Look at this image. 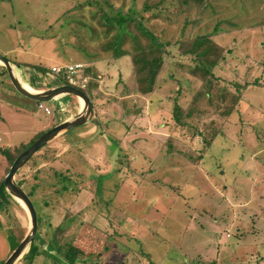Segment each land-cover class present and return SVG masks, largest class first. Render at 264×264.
<instances>
[{
  "label": "rangeland",
  "instance_id": "374dc122",
  "mask_svg": "<svg viewBox=\"0 0 264 264\" xmlns=\"http://www.w3.org/2000/svg\"><path fill=\"white\" fill-rule=\"evenodd\" d=\"M158 1L135 0L132 5L131 0H98V6L95 0H0V55L9 58L14 66L19 65L14 69L20 81L29 80L35 87L60 85L52 72L55 67L81 63L84 67L80 74L88 76L90 61H98L99 56L111 60L113 56L112 50H105L106 54L100 48L106 39L102 37L105 26L101 24L103 19L98 7L114 17L118 16V9L125 14L127 8L133 6L136 12H142L144 4L153 5ZM176 2L166 0L165 16H148V24L155 27V31L163 30L165 39L176 37L186 17L197 20L193 33L229 32V38L223 42H235L238 47L218 73L227 80H243L255 73L250 64L259 63L264 54L261 47L264 43V0H207L209 7L201 6L206 4L204 0L201 4L200 1L195 2L198 7L184 8L182 14L175 13ZM201 8L202 12L197 16L195 9L199 11ZM93 9L98 11L91 14ZM157 10L152 7L143 13L151 15ZM88 24L102 31L99 41L97 37H88L89 40L77 37L76 27L82 30ZM91 35L93 37L94 31ZM226 36L224 34L223 38ZM109 39L107 37L106 42ZM83 45L91 52L86 58L81 53ZM129 47V44L124 45L126 50ZM106 61L99 62L97 67L112 70L113 66L105 68ZM33 65L44 67L46 71H36ZM2 67L0 63V149L16 152L36 138L43 126L46 129L53 127L67 115L68 109H72L67 101L72 103L76 96L68 94L63 103L54 100L46 102L51 111L47 114L35 101L13 88ZM235 71L240 77L235 76ZM104 89L117 95L120 84L114 80ZM246 96L248 102L242 101L240 112H234L229 121L223 124L221 118L216 120L215 128L221 127L225 136H219L214 141L211 157L204 161L205 168L191 165L185 159L178 163L173 156L161 150V143L168 134L172 103L162 100L164 98L157 94L153 95L143 118L134 117L135 113L122 109L118 104L112 105L109 119L108 116L104 119L118 127L119 132H115L118 137L108 133L99 139V132L96 131L88 138L75 140L81 137L75 135L77 132H85L89 128L85 124L51 140L33 161L39 163L44 154L46 160L52 156L51 160L25 166L15 176V181L24 179V187L29 190L31 185L39 183L35 175L44 179L50 176V172L62 169L73 175V181L70 180L72 190L79 180H84L87 189L78 194L72 190L57 194L52 189L38 188L31 199L40 218L39 233L43 237L50 235L68 212L74 217L77 229L81 223L92 222L93 226L85 231V235L101 247L107 238L103 233L107 224L104 217L113 207L118 214L123 216L126 213L128 217L125 221L120 219L121 225L116 219L109 220L115 227L111 232L106 230L113 235L108 238L110 257L104 262L99 258V264H119L122 259H125L122 264H136L139 252H148L151 260L158 264H176L177 261L183 264L187 259H191L193 264L198 261L197 257L207 260L216 251L218 259L224 254H231L241 242L252 252L245 255L248 259L245 264H264L257 263L250 256L257 260L264 257V183L257 178L261 175L257 174L256 162L251 161L259 163L264 159V92L250 87ZM103 103L108 105L105 99ZM104 110L103 113H108ZM92 117L93 123H97L99 116ZM131 124L140 129L135 132L127 127ZM193 140L194 150L190 153L195 157V152L199 151L197 143L200 144L201 139L197 136ZM109 146L115 148L110 150ZM247 158L251 160L242 163ZM211 160L225 166V179L217 176L216 165ZM6 168L0 153V180L5 177ZM20 207L12 204L8 211L17 215L26 235L29 217ZM0 219L3 222L0 228L1 262L13 250L7 238L11 221L9 224L7 217L1 213ZM239 230L243 232L241 241L236 236ZM24 255L14 264H28L23 259ZM32 264L51 262L40 257Z\"/></svg>",
  "mask_w": 264,
  "mask_h": 264
},
{
  "label": "trees",
  "instance_id": "16d2710c",
  "mask_svg": "<svg viewBox=\"0 0 264 264\" xmlns=\"http://www.w3.org/2000/svg\"><path fill=\"white\" fill-rule=\"evenodd\" d=\"M95 1L99 6L98 0ZM133 1L135 0H131L132 5H134ZM165 1L159 0L153 5L144 4L142 12H136L133 6H129L125 14L120 13L121 11L118 9L116 11L118 16L114 17L108 15L105 10L98 7L101 15L100 18L101 20L103 19L101 24L105 26L103 34L102 31H99L98 27H93V24H88L82 30L80 27H76L77 37L80 39L88 37L95 39L97 37L96 39L99 41L101 34L106 40L109 37V41L106 42L105 40L104 44L100 45V48L105 53L107 49L113 51L111 60L108 57L104 58L99 56L97 58L98 61L92 60L89 62L90 73L87 76L89 78L88 84L81 90L92 102L94 109L106 108L108 113L105 112V116L109 115L113 104H118L122 109L133 114L135 113L136 117H142L144 116V110L150 106L153 95H161L164 98L162 100L172 103V109L168 119V134L166 139L161 143V150H165L167 154L173 156V159L179 161L178 163L182 159H185L191 165H199L200 168H205L204 161L210 159V151L214 141L219 136H225L221 127L218 129L215 128L214 124H216V120L221 118V122L224 124L229 121L230 116L234 112H240L241 102L244 100L248 102L246 92L250 87L252 89H261L264 92V54L260 62H257L258 64L251 62L250 65L253 67L252 69L255 73L249 76V78L245 79L243 77V80L240 78L227 80L218 73V69L223 67L227 58H232L231 56H233L236 51L235 49L238 47L235 42L230 43L228 41L226 44L223 42L229 38V32H224L223 34L217 31L206 34L193 33V26H195L197 20L195 17H186L181 22L176 37H168L165 39L163 30L155 31V27L152 28L148 24V16L150 18L151 16L153 18L159 15L165 16L164 12L166 7H168L165 5ZM195 2L201 4L204 0H177L174 5L175 13L182 14L184 8L187 9L193 5L198 7ZM109 5L111 7V3ZM80 6L82 7V5L78 7ZM201 6L209 7L210 5L206 0V4H201ZM152 7L158 9L156 13H152L151 15H145L143 13ZM202 9H199V11L195 9L196 14L198 13L197 16L201 14ZM95 10L96 12L98 11L97 9H93L90 13H94ZM93 31L94 35L92 37L91 34ZM224 34H227V36L223 38ZM262 42H264V35ZM125 44H129V50L124 49ZM261 47L264 48V43H261ZM81 53L85 58L91 55V52L85 45H83ZM103 59L107 60L104 64H107L105 68L113 66L112 70L97 67L99 66V62L104 61ZM33 67L36 71H46L44 67L36 65H33ZM2 69L4 68L2 67ZM52 72L56 76L55 80L57 79L60 85L68 84L66 73L63 69L61 72ZM102 72H107L108 78L102 79ZM235 76H239L236 71ZM114 80L117 84H120L118 95L105 94L107 91H105L104 86ZM26 82L31 87H35L33 82L29 80ZM98 98H104L108 105L99 103L97 101ZM36 103L37 105L39 104L38 102ZM44 104L46 106V103ZM131 126L129 125L128 127L130 128ZM255 127L253 126V129L260 133L259 129ZM46 130L48 129L37 134L36 138ZM209 134H212V136L209 137ZM197 136L200 137L201 141L200 144L197 143V147L199 145V151L195 152L194 157L190 152L194 150L193 139ZM36 138L34 137L25 147L20 148L16 152L10 151L7 148L0 149V153L7 164L5 176L16 157ZM42 148L19 168L16 175L25 166H35L34 164L36 163L33 161V158ZM43 156L44 159L40 160L39 163L42 161L47 162L52 157H48V160H46V154ZM249 160L251 158H247L242 163H246ZM211 162L216 165L217 172H215L217 176L225 179L226 172L223 169L225 166L222 164L218 165L212 160ZM39 163L37 162L36 165ZM256 164L257 174L261 175V178H257L260 182L264 183V159H261L259 163L257 161ZM63 171L65 170L56 169L50 172L48 178L44 179H40L38 175H35V178L39 179V183L31 185L29 190H26L24 187V179L18 180L17 184L28 194L30 199L40 187H44L46 190L52 189L57 194L65 193L73 189L70 186V182L73 181V175L68 170L67 172ZM3 179L4 177L0 180V213L7 217L9 224V221H11L7 238L12 243V251L23 239L25 227L18 221L17 215L14 216L11 211H8L11 209L10 205L15 204L18 207L20 205L5 189ZM76 183L78 185L72 191L77 194L81 190L87 189L83 184L84 180H79ZM255 183L256 181L252 182V184ZM114 188L116 190L117 187L115 186ZM32 202L35 204L34 201ZM108 212L110 214L107 213L105 214L106 217H104L107 224L103 228V233H105L107 238L101 247L93 244L85 235V231L93 226L92 222L86 223L87 225L81 223L77 229L73 223L74 217L72 214L65 212V216L63 215V219L59 225L56 226L50 235L43 237L39 233L40 218L37 215L38 228L36 235L23 259L27 260L28 264H32L40 257L47 258L51 264H91L88 263L91 260L94 261L92 264H99L101 260L103 262L104 260H108V257H110L108 238L113 237V235H110L111 229L115 230V227H112L109 220L111 218L116 219V222L120 224V219L125 221V218L128 217L126 213H123V216H121L118 214V210L113 207ZM2 224L3 222L0 219V228ZM106 230L110 232L108 233ZM236 236L241 241L240 238L243 236V232L240 230L237 231ZM217 253L218 251H216L213 257L207 260L199 256L197 257L198 261L194 260L197 263L194 262L193 264H245L248 262L245 255L252 252L249 246L241 242L239 246L234 248L231 254H224L218 259ZM139 255V262L136 264H158L151 260L148 252H139ZM250 256L257 263L264 262V257H260L257 260L254 259L253 255ZM5 260H1L0 264H3ZM124 261L125 259H122L119 264H122ZM180 263L179 261L176 262V264ZM183 264H192L191 259H187Z\"/></svg>",
  "mask_w": 264,
  "mask_h": 264
},
{
  "label": "water",
  "instance_id": "95a60500",
  "mask_svg": "<svg viewBox=\"0 0 264 264\" xmlns=\"http://www.w3.org/2000/svg\"><path fill=\"white\" fill-rule=\"evenodd\" d=\"M0 63L4 66L13 88L19 94L35 102L46 103L52 101L58 96L68 94L74 95L78 99L83 100V106L81 111L77 113L73 118L62 121L49 128L40 136H38L26 149H24L13 161L8 173L3 179V185L7 192L20 203V205L25 209L29 217V229L26 235L23 237L18 246L13 250V252L3 263L14 264L21 256L26 253L25 251L29 249L30 245L34 241L38 227V217L36 208L28 194L15 181L16 173L19 168L28 159H30L40 148L45 146L48 142L53 140L60 133L85 124L89 118L90 113L93 110V104L80 88L69 84H62L40 91H29L23 86L22 82L17 77L14 67H19V65L15 64L16 66H14L12 61L3 55H0Z\"/></svg>",
  "mask_w": 264,
  "mask_h": 264
},
{
  "label": "crops",
  "instance_id": "0c3cea01",
  "mask_svg": "<svg viewBox=\"0 0 264 264\" xmlns=\"http://www.w3.org/2000/svg\"><path fill=\"white\" fill-rule=\"evenodd\" d=\"M99 70H102V69H99ZM101 77H102V79H105V78H108V74H107V72H102L101 73ZM28 81V80H27ZM50 87H54V85H51ZM50 87H33L35 90H37V91H40V90H44V89H47V88H50ZM120 91V90H119ZM119 93V92H118ZM105 94H110V95H115V94H112L111 92H106ZM118 95V94H117ZM66 98H67V95H61V96H58L57 98H55V99H53L54 101H56V102H60V103H63V100H66ZM103 99L104 98H101V99H99L98 98V102L99 103H103ZM73 101H72V103L71 102H69V101H67V104L68 105H71L72 106V109H71V107H70V110L68 109V114L67 115H65L63 118H60V120H59V122H57L56 124H58V123H60V122H62V121H65V120H68V119H70V118H73L77 113H79L80 111H81V109H82V105L80 106V99H78L77 97H76V99H72ZM68 105L66 106V107H68ZM114 106V105H113ZM148 108V107H147ZM146 108V109H147ZM102 109L103 108H100V109H94V107H93V110H92V112L90 113V115H89V118H88V120H87V122L85 123V124H88L89 125V128L88 129H86V131L85 132H77V134H75L76 136H81L80 138H75V140L77 139V140H79V139H83L84 137H90L91 136V134H93V133H95L96 131L97 132H99L98 134H99V139H101L102 137L104 138V136L106 135H108V133H110V134H113L115 137H118L117 136V134H115V132H119L117 129H118V127L117 126H115V125H113V123L112 124H110V123H107L109 120H105L104 119V114H105V112L103 113V111H102ZM105 110H106V108H104ZM145 109V110H146ZM144 110V111H145ZM148 110V109H147ZM98 111V112H97ZM147 112V111H146ZM92 116H96V117H98L99 119H98V122L97 123H93L94 121H93V117ZM134 117H136L135 115H134ZM144 116H142L141 118H143ZM141 118H140V120H141ZM138 119V118H137ZM104 121V122H103ZM116 123V122H115ZM121 123V122H120ZM56 124H54V125H56ZM85 124H83V125H85ZM122 124V123H121ZM46 126H43L40 130L41 131H43V130H45L46 128H45ZM128 127V126H127ZM48 129H49V127H47ZM129 128V127H128ZM130 128H132L133 130H135V132L137 131V130H139L140 128L136 125H134V124H132V126L130 127ZM131 129V130H132ZM40 131V132H41ZM68 132V130L67 131H64V132H62V133H60L58 136H56L55 138H57V137H62V135H64V134H66ZM137 133H139V132H137ZM97 134V133H96ZM103 135V136H102ZM54 138V139H55ZM154 139V138H153ZM93 140L95 141V139H94V137H93ZM107 140V139H106ZM92 142V141H91ZM107 142H108V140H107ZM55 145V143H53V146ZM116 145H118V144H116ZM112 148H115V147H113V146H109V149L111 150ZM107 151H109L108 150V148H107ZM255 162H257V160H255ZM252 184V183H251Z\"/></svg>",
  "mask_w": 264,
  "mask_h": 264
},
{
  "label": "built area",
  "instance_id": "2783aa9c",
  "mask_svg": "<svg viewBox=\"0 0 264 264\" xmlns=\"http://www.w3.org/2000/svg\"><path fill=\"white\" fill-rule=\"evenodd\" d=\"M83 67V64L75 63L65 66L63 68L55 67L52 70L54 72H61L63 69L66 73V79L68 84L83 89L87 86L88 83V77H82L83 75L80 74V72L83 70ZM38 105V107L43 109L45 113L49 114L51 112L50 109L45 106L44 103H39Z\"/></svg>",
  "mask_w": 264,
  "mask_h": 264
},
{
  "label": "bare ground",
  "instance_id": "6f19581e",
  "mask_svg": "<svg viewBox=\"0 0 264 264\" xmlns=\"http://www.w3.org/2000/svg\"><path fill=\"white\" fill-rule=\"evenodd\" d=\"M22 82V81H21ZM22 84H23V86L26 88V89H28L29 91H35V89L33 88V87H31L28 83H26V82H22ZM80 101V106L82 105L83 106V100H79Z\"/></svg>",
  "mask_w": 264,
  "mask_h": 264
}]
</instances>
